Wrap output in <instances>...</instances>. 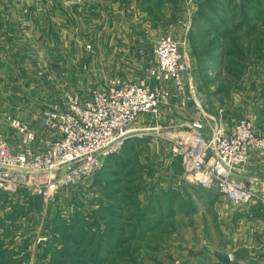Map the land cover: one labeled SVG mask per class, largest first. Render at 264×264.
<instances>
[{
  "label": "rangeland",
  "instance_id": "obj_1",
  "mask_svg": "<svg viewBox=\"0 0 264 264\" xmlns=\"http://www.w3.org/2000/svg\"><path fill=\"white\" fill-rule=\"evenodd\" d=\"M114 1L137 6L138 11H130L127 23L113 27L128 34L129 46L121 53L123 60L108 66L112 73L107 71V76L145 75L155 61L151 45L143 41L158 31L157 38L169 34L186 40L181 47L209 115L226 113L233 123L244 112L264 115V0ZM61 4L62 0H0V11L23 14L31 8L33 16L49 15L46 19L56 21ZM132 42L137 45L134 52ZM161 121L164 131L185 136L183 127ZM154 126L156 122L142 127ZM164 131L129 138L96 173L49 200L0 191V255H6L2 260L219 264L213 253L232 250L229 245L235 242L227 222L238 205L189 182ZM232 264L243 263L232 257Z\"/></svg>",
  "mask_w": 264,
  "mask_h": 264
},
{
  "label": "built area",
  "instance_id": "obj_2",
  "mask_svg": "<svg viewBox=\"0 0 264 264\" xmlns=\"http://www.w3.org/2000/svg\"><path fill=\"white\" fill-rule=\"evenodd\" d=\"M185 44L186 40L160 35L152 48L155 65L139 80L109 79L88 96L66 93L64 108H49L41 114L49 134L43 151L35 147L39 134L33 127L9 118V126L21 134V150L14 151L0 132V191L53 198L96 173L106 159L120 153L129 138L164 131L160 123L148 129L136 124L147 114L158 117L163 109L171 111L176 101L181 108L194 105L196 113L210 121L212 130L207 133L204 123L194 121L183 132L185 136L164 131L189 182L234 205L256 203L264 207V191L252 189L239 178L252 151L264 155V136L245 118L226 133L220 118L206 112V99L198 92L190 60L181 47Z\"/></svg>",
  "mask_w": 264,
  "mask_h": 264
},
{
  "label": "crops",
  "instance_id": "obj_3",
  "mask_svg": "<svg viewBox=\"0 0 264 264\" xmlns=\"http://www.w3.org/2000/svg\"><path fill=\"white\" fill-rule=\"evenodd\" d=\"M58 9L56 21L46 19L49 15L33 16L31 8L23 14L0 11V132L14 151L21 150L22 137L9 126V118L33 127L39 134L35 147L43 151L49 134L41 114L49 108H64L66 93L76 91L88 96L109 79L137 81L145 76L106 75L107 71L112 73L108 66L123 60L121 53L129 46L128 34L113 27L127 23L125 17L130 11H138L137 6L114 0H62ZM157 32L143 41L144 45H151V54ZM135 46L132 42L133 52ZM174 103L171 111L163 109L158 117L143 116L137 124L142 127L162 120L165 125L187 131L194 121H200L206 125L207 133L212 131L210 121L198 115L194 105L181 108ZM240 115L236 120H252L255 132L264 136V115ZM216 118L223 121V130L231 133L235 121L226 119V113ZM239 178L252 189L264 191V155L252 151ZM232 209L227 224L235 243L229 245L232 250L222 252L243 264H264V207L255 203ZM13 263L8 257L6 264Z\"/></svg>",
  "mask_w": 264,
  "mask_h": 264
},
{
  "label": "water",
  "instance_id": "obj_4",
  "mask_svg": "<svg viewBox=\"0 0 264 264\" xmlns=\"http://www.w3.org/2000/svg\"><path fill=\"white\" fill-rule=\"evenodd\" d=\"M213 256L219 264H232V257L229 253L214 251Z\"/></svg>",
  "mask_w": 264,
  "mask_h": 264
},
{
  "label": "trees",
  "instance_id": "obj_5",
  "mask_svg": "<svg viewBox=\"0 0 264 264\" xmlns=\"http://www.w3.org/2000/svg\"><path fill=\"white\" fill-rule=\"evenodd\" d=\"M203 96V95H202ZM110 158H112V157H110ZM110 158H108V159H110ZM214 195V194H213ZM5 256L6 255H3V257H2V255H0V264H6V260H2V258H5Z\"/></svg>",
  "mask_w": 264,
  "mask_h": 264
}]
</instances>
